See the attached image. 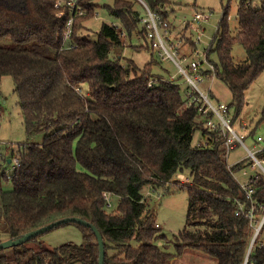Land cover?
Here are the masks:
<instances>
[{"label": "trees", "instance_id": "trees-1", "mask_svg": "<svg viewBox=\"0 0 264 264\" xmlns=\"http://www.w3.org/2000/svg\"><path fill=\"white\" fill-rule=\"evenodd\" d=\"M68 1L0 0V97L2 78L11 75L27 132L46 134L42 144L19 150V165L7 178L13 189H0L5 219L0 235L2 229L7 240H15L77 217L103 236L104 264H173L186 251L215 264H264V175L249 179L253 193L248 198L235 173L253 163L227 165L224 139L205 128L201 103L189 104L183 78L169 83L155 77L154 60L143 70L133 60H123L127 42L111 24L102 25L95 41L82 38L81 24L94 17L96 0H77L87 14L82 17L71 13L64 5ZM143 1L169 21V0ZM137 5L143 6L138 0H115L104 9L122 25L127 41L134 34L143 37L145 45L135 49L149 50ZM72 16L73 41L80 45L75 50L64 43ZM227 18L225 12L218 42L206 52L239 113L247 90L264 72V0H240L237 36L230 34ZM236 43L247 54L241 63L232 56ZM197 132L207 136L205 144H194ZM258 158L264 159V151ZM179 174L190 179L178 187L188 191L189 203L173 254L155 244L167 237L156 229L143 189L165 190ZM106 196L119 198L116 211H109ZM66 226L79 230L82 245L50 248L41 241L43 234L0 249V264H99L92 229L68 223L53 230Z\"/></svg>", "mask_w": 264, "mask_h": 264}, {"label": "rangeland", "instance_id": "rangeland-1", "mask_svg": "<svg viewBox=\"0 0 264 264\" xmlns=\"http://www.w3.org/2000/svg\"><path fill=\"white\" fill-rule=\"evenodd\" d=\"M115 0H96L98 6L95 10L94 17L85 19L80 27L81 37L90 41H95L100 36V30L104 23L114 26L120 25L117 20L110 16L104 9L105 5H113ZM170 9L169 22L174 26V37L182 35L190 39L188 44L181 45L180 53L190 56L188 62L183 63V67L190 64L191 61L203 62L206 67V56L204 53L212 45L217 43L218 31H220V21L225 12L228 16L229 31L232 36L239 33L238 24V6L240 0H169ZM138 11L144 15L145 10L141 5L136 6ZM173 8V10H172ZM194 11L204 13L209 19L202 24L203 35L200 40L196 35H192L186 30V23L192 19ZM87 15V14H86ZM85 16V15H84ZM122 28V27H121ZM223 30V27H222ZM120 32H123L120 29ZM222 32V31H221ZM127 46L123 52V60H133L135 64L143 70L149 63H152L151 72L155 77L168 79L170 75H177V68L171 62H163L161 58L155 55L151 49H141L136 47L145 45L142 36L134 34L131 40L127 41ZM217 41V42H216ZM1 43V42H0ZM193 43V50L190 44ZM4 44V42H3ZM198 52V56L195 54ZM193 53V55H192ZM232 56L236 63H241L247 59L244 47L236 43L232 49ZM211 61L219 65L217 56L212 55ZM169 71V73L167 72ZM181 89L184 92H190V86L181 79ZM199 90L204 95L209 96L210 103L214 106L224 104L230 107V116L233 120L231 126L233 131L243 136L244 146L237 145L230 151L226 157L228 166H233L239 162L253 163L235 173L236 180L245 185L253 176L260 175L261 169L255 164V161L249 157L248 150L251 152L264 151V72L256 79L253 85L247 90L243 108L238 113V107L234 102L232 92L229 87L218 77L211 80H205L199 86ZM83 94H87L88 88L84 87ZM210 93V94H209ZM237 116V117H235ZM220 123L219 120H217ZM46 134L29 135L26 128L25 118L23 116L20 98L15 91L14 78L6 75L1 81L0 97V189L11 191L13 184L8 177L12 175L18 167L15 159L19 158V150L28 144L40 145L44 142ZM206 137L201 132H197L194 138V144L206 143ZM261 137L262 141L258 142ZM10 161V163H9ZM174 183H169L165 188H154L147 186L143 189V194L147 201L148 209L153 215L155 225L158 224L159 234L165 235L166 240L158 239L157 244L162 250L175 254V238L184 230L187 223L189 194L187 190L178 189L183 184L190 182L187 175L179 174ZM110 203L109 211H116L119 204L118 197L107 196ZM1 204V203H0ZM0 205V226L4 225V215ZM2 214V215H1ZM1 240L8 239L7 234L1 229ZM264 240V232L261 235ZM41 241L50 248H56L64 244L82 245L83 239L79 230L75 226H66L45 233ZM35 247V245H31ZM205 256V255H204ZM191 251H186L183 257L176 259L173 264H215L208 257Z\"/></svg>", "mask_w": 264, "mask_h": 264}, {"label": "built area", "instance_id": "built-area-1", "mask_svg": "<svg viewBox=\"0 0 264 264\" xmlns=\"http://www.w3.org/2000/svg\"><path fill=\"white\" fill-rule=\"evenodd\" d=\"M143 5L145 14L140 16L139 23L142 29L145 31L146 38L148 40L151 51L157 55L163 62H171L174 64L178 70L177 75H170L168 79L164 81L169 83H177L176 81L182 77L184 81L190 86L191 91L188 92L190 98L189 104L195 102L201 103L199 112L201 114L202 121L204 122L205 128L216 137H222L224 139V150L225 156L228 157L230 151L235 149L237 145L244 146V137L237 135L231 126L232 120L230 116V107L224 104H218L214 106L210 103L209 96L204 95L203 92L199 90V86L204 83L205 80H211L215 77V68L212 63L206 59V67H203V62L191 61L190 64L183 67V63L188 62L190 56L182 55L180 53L181 45L188 44L190 39L185 38L184 35L181 37H174V26L168 21L163 19L154 13L143 0H138ZM62 5L61 2L57 3L56 7L59 8ZM64 5L68 6L71 13L75 16L82 17L86 15V11L77 3V0H70ZM61 15V14H60ZM209 18L199 11H194L192 19L186 23V30L192 35H196L197 39L200 40L203 35L202 24L206 22ZM75 18L72 16L68 20L65 28L64 43L65 48L70 50H75L80 47V45L73 41ZM123 38L125 37V32H120L122 29L119 25L114 24L113 26ZM193 50V43L190 44ZM198 56V52H195ZM193 55V53H192ZM207 58V52L204 53ZM204 72H211L212 76L207 77ZM157 81V80H156ZM159 81V80H158ZM155 82L152 80L149 82V86H153ZM197 95V98L196 96ZM220 121V123L217 122ZM258 142L262 141L259 137ZM259 152H251L248 150L249 157L255 161L261 169V174L264 175V159H259ZM16 166L19 165L18 159H15ZM248 198H251L253 193L252 185L245 184L242 185ZM107 198V196H106ZM238 214V213H237ZM252 218V215H249ZM263 222V221H262ZM262 224V223H261ZM159 228V225H155Z\"/></svg>", "mask_w": 264, "mask_h": 264}, {"label": "water", "instance_id": "water-1", "mask_svg": "<svg viewBox=\"0 0 264 264\" xmlns=\"http://www.w3.org/2000/svg\"><path fill=\"white\" fill-rule=\"evenodd\" d=\"M68 223H77V224H80L82 226H85V227L92 229V231L94 232V234L96 235L97 240H98L99 251H100L99 264H104V261H105V241H104L103 236L101 235L99 230L94 225L88 223L87 221H85L81 218H77V217L64 218L62 220H58L52 224H49L45 227L39 228L37 230H33V231L25 234L24 236H22L19 239H15V240L9 239V240L3 241L0 243V249H10L12 247L23 245L35 237L43 235V234L53 230L54 228H57L63 224H68ZM256 237H257V234L255 235V237L252 241L250 249L252 248V245L255 242Z\"/></svg>", "mask_w": 264, "mask_h": 264}, {"label": "crops", "instance_id": "crops-1", "mask_svg": "<svg viewBox=\"0 0 264 264\" xmlns=\"http://www.w3.org/2000/svg\"><path fill=\"white\" fill-rule=\"evenodd\" d=\"M9 163H10V161H9Z\"/></svg>", "mask_w": 264, "mask_h": 264}]
</instances>
